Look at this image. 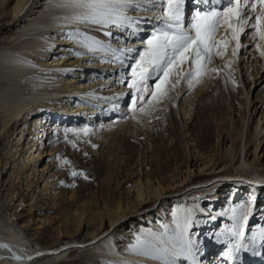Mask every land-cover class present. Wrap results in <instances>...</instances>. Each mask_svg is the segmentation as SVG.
<instances>
[{"label": "bare ground", "instance_id": "obj_1", "mask_svg": "<svg viewBox=\"0 0 264 264\" xmlns=\"http://www.w3.org/2000/svg\"><path fill=\"white\" fill-rule=\"evenodd\" d=\"M63 3L64 0H0V13L15 26L0 34V138H4L0 167L5 172L0 176V264H67L64 259L77 253L86 254L89 264H160L135 254L137 238L144 239L151 233L166 240L172 238L179 231L177 222L182 223L188 215L194 219L188 234L197 248V264H248L251 252L264 248V74L260 76L264 56L253 47L255 41L246 39L249 28L241 35L242 47L235 57L230 46L223 57L215 56L210 64L211 68L221 64L230 69L227 72L219 68L222 95L218 103H205L199 117L218 130L216 122L227 116L225 133L219 135L224 142L222 156H209L206 162L204 154L196 153L186 166L192 181L188 184L163 182L144 189L136 184L137 204L112 206L105 215L86 218L87 223L78 228L84 240L70 236L54 245L39 241L42 225L48 224L50 218L47 212L42 219L34 209L42 213L47 211V204L55 201L52 184L59 172V155L66 138L80 131L92 138L106 139L111 132L126 129L130 120L146 119L145 112H137L133 118L129 111L133 90L126 87V82L138 53L161 26L155 12H130L141 20L140 30L112 28L108 36V29L71 22L73 10ZM221 7L214 0L199 5L188 0L185 27H191L197 9ZM16 20L20 23L15 24ZM224 35L221 29L217 40ZM90 40L100 42L103 48L110 45L134 51L122 57L121 64L110 51L90 52L81 45V41ZM183 67L187 69L188 65ZM236 69L241 72L240 82L245 89L240 118L229 113L237 97L231 89V83H238ZM247 69L252 70L243 74ZM202 76L192 86L187 78L181 79L174 88L175 114L177 118L183 114L187 123L193 119L197 95L214 83L202 80ZM169 99L166 96L161 103L154 102L160 108L168 105ZM31 177L37 183L35 187L29 182ZM22 179H26V191L38 189L37 195L32 193L24 218L19 214L23 201H18L17 194ZM144 200L153 203L144 207ZM249 204L253 210L241 229V206ZM16 217L22 222H17ZM177 264L192 262L181 257Z\"/></svg>", "mask_w": 264, "mask_h": 264}, {"label": "rangeland", "instance_id": "obj_2", "mask_svg": "<svg viewBox=\"0 0 264 264\" xmlns=\"http://www.w3.org/2000/svg\"><path fill=\"white\" fill-rule=\"evenodd\" d=\"M5 19L10 18L0 13V34L7 28L15 27L13 22L7 23ZM19 23L20 21L16 20L15 24ZM9 25L11 26L8 27ZM247 61L242 64V67ZM219 68L230 72L225 65L219 64L214 68L207 66L202 80L214 81V83L211 88L204 89L197 95L192 106L193 119L188 123L182 113L178 115V118L175 114L176 92L173 88L167 94L170 97L168 105L159 108L153 101L145 107L146 119L143 122L130 120L126 129L113 131L106 139L92 138L88 133L80 131L68 136L59 155V172L52 184L55 201L53 204H47L44 207L47 211L42 213L34 209V214H40L42 219L43 214L47 212L45 215L50 218L48 224L42 225L43 229L38 235L39 241L42 244L54 245L69 240L70 236L84 240L85 235L82 232L79 233L78 228L81 223H87L86 218L105 215L108 208L112 206L126 207L137 204L136 184H141L142 189L163 182L165 185L168 183L173 185L177 181H185V184H188L192 181L188 179L189 173L186 166L188 161L195 158L196 153L204 154L206 162L209 156L214 159L221 157V153L225 151L223 139L219 138V135L220 132L225 133L223 130L226 129L227 116L216 122L218 130H215L211 122H202L199 119L204 104L218 103L220 99L218 97L222 95L223 85L219 78ZM212 69L216 71L213 72ZM236 70L239 75L238 83L233 80L235 83H231V89L238 98L234 99V107L229 110V113H232L235 118H240L244 112L242 97L245 98V89L240 82L241 72ZM251 70H244L243 74L248 75ZM263 74L264 69L260 76ZM153 83L154 81H149V84ZM168 87L170 86L165 85V88ZM147 99L146 96L145 100ZM3 139V137L0 138L1 145L4 144ZM0 154L2 156V153ZM73 172L77 175L73 176ZM4 175L3 167H0V176ZM85 176L88 178L85 179ZM21 182L23 184L17 188V194L18 201L20 199L23 201L19 214L24 218L28 214L31 197L33 194H38V189L26 191V179H22ZM29 182H32L34 187L37 185L33 177ZM246 197L247 195L244 196ZM38 199L40 201V197ZM152 203V200H144L143 206L149 207ZM16 221L22 222L19 217H16ZM30 227L33 228L32 225ZM87 258L89 257L86 254L81 256L77 253L73 258L66 257L64 262L89 264ZM223 264H228V261Z\"/></svg>", "mask_w": 264, "mask_h": 264}, {"label": "snow or ice", "instance_id": "obj_3", "mask_svg": "<svg viewBox=\"0 0 264 264\" xmlns=\"http://www.w3.org/2000/svg\"><path fill=\"white\" fill-rule=\"evenodd\" d=\"M187 3L188 0H64L63 6L73 10L71 22L89 28L108 29V36L112 35V28L132 32L140 30L141 20L129 15L130 12L152 11L156 13V19L161 21V26L146 41L144 50L138 53V58L130 67V79L127 80L126 87L133 90L129 105L133 118L137 112L144 113L145 107L153 101L161 103L181 79L187 78L189 86H192L194 80L199 82L198 78L207 71L213 57H223L230 46L232 56L235 57L242 47L240 38L246 28L251 29L246 39L255 41L253 47L264 56V0H214L216 5L222 4V7L212 8L210 11L197 9L190 28L184 25ZM195 3L207 4L208 0H195ZM252 13H255L254 18ZM221 29L225 35L217 40ZM81 45L90 52L110 51L114 60L121 64L122 57L134 51L130 48L116 49L110 45L103 48L96 40L81 41ZM243 47L248 50L247 45ZM186 64L188 68L184 69ZM212 71L215 72L216 69ZM173 77L177 79L173 81ZM150 80L154 83L149 84ZM165 85L170 87L165 88ZM72 175L77 173L73 172ZM252 210L251 204L241 206V229L247 223ZM233 213L235 215V209ZM193 224V217L188 215L183 218L182 223L177 222L179 231L172 238L166 240L155 233L148 234L144 239L138 237L135 254L160 261V264H177L181 257L191 259L192 264H197V248L188 234V229ZM235 234L242 235V232Z\"/></svg>", "mask_w": 264, "mask_h": 264}]
</instances>
